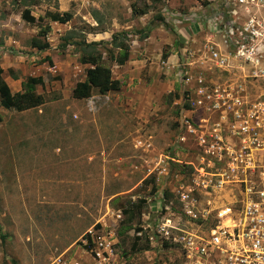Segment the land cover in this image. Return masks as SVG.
<instances>
[{"label":"rangeland","instance_id":"1","mask_svg":"<svg viewBox=\"0 0 264 264\" xmlns=\"http://www.w3.org/2000/svg\"><path fill=\"white\" fill-rule=\"evenodd\" d=\"M196 2L203 13L186 14L195 20L224 5L223 0H38L34 5L0 0V68L24 82L43 79L42 87L36 84V93L44 99L40 108L22 113L0 106V264H53L58 258L65 264H95L87 241L90 231L113 234V257L107 264L177 263L174 249L162 247L154 238L165 208L171 207L175 223L181 219L180 226L185 225L175 195L190 182L188 165L195 160L188 148H177V123L182 115L192 116L184 108L189 104L185 93L196 77L220 82L225 74L208 62V31L197 29L193 39L188 36L180 43L169 24L165 30L154 18L163 13L170 19L175 10L186 12ZM132 5L149 11L133 16ZM25 11L31 20L22 19ZM65 12L73 15L69 23L51 22L50 15ZM46 27H51L46 38L51 46L43 57L30 47V40ZM90 27L106 31L89 33ZM147 27L163 32L157 29L145 42ZM123 31L129 34L126 44L132 56L145 62L120 69L105 53L110 46H99L102 63L113 71L120 88L105 95L92 90L88 99L74 100L69 92L84 79L89 66L79 63L78 46L61 47L62 38L69 35L70 43H98ZM213 39L220 45L221 37ZM183 50L196 53L188 67L180 61ZM164 53L169 68L162 65ZM184 72L192 78L188 85L182 80ZM104 96L106 104L90 109L91 98ZM54 146L81 149L71 148L60 160L72 162L78 156L86 160V178L79 188L75 180L61 184L57 169L63 164L59 166L48 152ZM62 187L69 189L67 201L58 199ZM166 193L171 197L166 199ZM142 201L140 217L134 211L129 223L132 212L124 210ZM62 245L69 249L63 251Z\"/></svg>","mask_w":264,"mask_h":264},{"label":"built area","instance_id":"2","mask_svg":"<svg viewBox=\"0 0 264 264\" xmlns=\"http://www.w3.org/2000/svg\"><path fill=\"white\" fill-rule=\"evenodd\" d=\"M223 1L222 10L195 23L208 31V62L224 80L198 75L185 93L192 116L177 123V148L185 146L195 160L190 182L175 195L185 225L168 207L154 229L161 246L174 249L176 264H264V0ZM194 55L183 50L182 66ZM184 75L188 85L192 78ZM107 101L91 98L88 105L95 110ZM87 238L95 264H107L113 234L90 231Z\"/></svg>","mask_w":264,"mask_h":264},{"label":"trees","instance_id":"3","mask_svg":"<svg viewBox=\"0 0 264 264\" xmlns=\"http://www.w3.org/2000/svg\"><path fill=\"white\" fill-rule=\"evenodd\" d=\"M23 4L34 5L38 0H21ZM159 2L161 0H155ZM131 11L133 16H142L147 14L149 9L145 7L144 9L138 10L135 6H131ZM71 18V14L68 12L58 13L50 15L51 22H58L64 24L68 22ZM22 19L25 21L31 20L28 15V12L25 11L22 14ZM155 21L163 26L165 30L168 29L167 23H165L161 15H157ZM97 27L100 24V20L96 19ZM89 33H103L106 31L105 28H89ZM50 32V27H46L42 33H38L37 36L32 37L30 40V47L38 51H45L50 48L49 43L46 41L47 35ZM150 32V28L145 29V34L142 38H145ZM129 34L125 31L120 33H114L111 35L110 41H101V42H90L86 43L85 40L79 43H70L72 36L65 35L63 40V45L61 47H66L68 45L78 46L79 58L78 61L82 65L91 66L86 70L85 79L81 82H77L72 90V98L76 100L88 99L92 90L97 91L100 95H105L109 92H116L120 88V82L112 78V73L109 67L105 66L103 61V55L98 49L99 46L107 44L110 46V49L105 51L108 54L109 59L115 63L116 66H122L128 60L129 57V46L126 44L128 41ZM40 38V39H39ZM112 50H116L117 53H113ZM168 58L167 53L162 54V59L166 61ZM1 69H0V105L2 108L7 110H13L15 112H22L34 108H38L44 104V99L41 95L36 93L35 81L28 79L27 81L21 84V91L15 94H11L9 88L1 78ZM177 98V95H173ZM185 109L189 108V105L184 106ZM156 190L153 186L152 191ZM166 199L170 198L171 195L168 193L164 194ZM163 198V197H162ZM143 201L139 202V205H130L129 210H124V213L128 211L132 212L131 216L128 219L129 223L133 222V213L135 211L136 217H140L141 212L140 208L142 207Z\"/></svg>","mask_w":264,"mask_h":264},{"label":"crops","instance_id":"4","mask_svg":"<svg viewBox=\"0 0 264 264\" xmlns=\"http://www.w3.org/2000/svg\"><path fill=\"white\" fill-rule=\"evenodd\" d=\"M203 9L204 8L202 6H199L198 2H196V3L191 4L189 6V8L187 9V11L186 12H183L184 14L182 13V9H177V10L174 11V13H172V15H170V19H167V17H165V15L163 13H162V17H163L165 23L169 24V26H171L172 30L176 31V35L175 36L173 35L174 36L173 38H176L177 37V39L181 43V42L189 39L188 36H191L192 39H193L194 38V32L193 31H196L197 30V26H196V23L195 22H197L198 20L197 19L196 20L195 19L193 20L192 17L194 15H192V16L186 15L187 12H191V13L198 12V13H193V14L196 15V14L203 13V11H202ZM130 13L132 14L131 11H130ZM144 15H146V14H144ZM186 17H188V18H186ZM72 18H73V15L71 14L70 20L68 22L64 23V24H61V23H58V22H52V23H54L55 25H66L67 23H69L72 20ZM170 22L173 25H171ZM157 29H158V32L162 31V30H159V28H157ZM157 29L154 28V30H151L149 32V34L145 38H143L144 39L143 41L150 42L153 39V34L154 33L157 34V32H156ZM50 32H51V29H50ZM213 37H212V40H214ZM46 41H47V39H46ZM218 45H219V43H218ZM49 46H51L50 43H49ZM49 49H47L45 51H38L36 49H33V50H36L38 52H41L42 56L44 57L46 55V53H44V52H47ZM132 55L133 54L130 53V51H129L128 60L124 63V65L118 66V67L120 69H124V70L126 69L127 70V69L131 68V66L133 64H143V62H145V59H142L141 60V58H139L138 56H136V57L134 56L133 57ZM46 62H47L48 65H51V62L48 59L46 60ZM146 63H144V66L146 65ZM166 63L168 64V61L167 60H166ZM84 66H86V65H84ZM136 66H138V65H136ZM141 66H143V65H141ZM90 67L91 66H89V68ZM139 67H140V65H139ZM87 69L88 68H86V70ZM86 70H85V75H86ZM1 71H2L1 78L5 82V84L7 85V87L9 88L10 93L11 94H15V93L20 92L21 91V88H22L21 84L24 82V80L22 79V77L19 76L18 74H15V73H13V75L11 76L6 71H3L2 69H1ZM111 73H112V78L115 79V80H118V79H116L114 77V74H113V71L112 70H111ZM21 74H25V73H21ZM85 75H84V79H85ZM31 80L35 81V83L37 85H40L42 87V85H43V79H41L40 77L31 78ZM83 80H81V81H83ZM81 81H78V82H81ZM74 86H73V88H74ZM73 88H72V90H73ZM35 89L37 90V86L36 85H35ZM72 90L69 92V94L71 95V97H72ZM169 91L170 90L168 89L167 92H169ZM74 100H76V99H74ZM81 100H84V99H81ZM81 100H78V101H81ZM41 106H43V105H41ZM40 107H38V108H40ZM38 108H34V109H38ZM34 109H30V110H34ZM5 110H7V109H5ZM26 111H29V110H26ZM26 111H22V112H26ZM22 112H18V113H22ZM2 137L7 138L8 136L4 133V134H2ZM71 148L73 150L79 149L77 147H70V146H65V147H59V146L55 147L54 146L53 148L52 147H49L48 148V150H49L48 152H50L56 160H59L58 161L59 166H60V164H63V166H60V167L58 166L59 168L57 169V171L59 173V178L61 179V184L66 185V183L70 182V180L71 181L72 180H75L76 182L74 184H75V186H77V188H79V184L81 183L80 180L86 178V173H87L86 172V170H87L86 160L85 159H81L78 156V158H75L74 157V159L71 160L72 162H70V161L69 162L60 161V160H63V158H62L63 156L62 155H65V154H69L70 153ZM80 150L81 149H79L78 152H80ZM94 152H96V151H94ZM70 167H71V169H74V171H76V172H71L69 170ZM67 171H68V173H67ZM62 179H63V181H62ZM68 191H69V189H64L62 187V189L58 193L61 196V198L59 197L58 199L59 200H62V201H67L69 199L68 198L69 194L67 193ZM60 249H62L63 251H66L67 249H69V246L66 245L64 247L62 245L60 247Z\"/></svg>","mask_w":264,"mask_h":264}]
</instances>
